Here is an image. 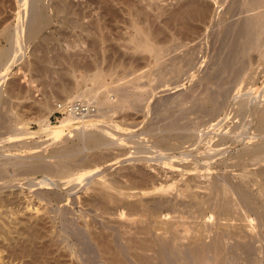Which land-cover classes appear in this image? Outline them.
I'll use <instances>...</instances> for the list:
<instances>
[{"label": "rangeland", "instance_id": "rangeland-1", "mask_svg": "<svg viewBox=\"0 0 264 264\" xmlns=\"http://www.w3.org/2000/svg\"><path fill=\"white\" fill-rule=\"evenodd\" d=\"M112 1L38 2L49 25L43 37L25 36L21 60L0 81V171L9 183L0 189V204L6 205L0 224L12 231L10 240L0 236V264H264V158L249 157L264 147V126L254 113L264 108V58L255 54L247 65L250 56L230 55L241 36L247 39L243 23L259 13L248 8L253 0ZM30 4L0 0V32L23 24ZM183 7L192 12L187 24L175 20ZM124 9L140 11L155 42L172 46L162 58L165 67L155 66L149 54L123 49L131 32ZM67 15L102 28L108 41L94 45L66 24ZM171 21L183 33L182 46L168 41L176 30ZM98 56L108 69L126 66L105 78L107 86H94L78 72ZM230 58L238 63L221 80L229 83L225 103L221 99L224 104L211 112L200 109L198 100L216 89H207V82ZM92 87L97 102L113 103L101 113L93 98L94 115L62 127L69 115L55 119L56 105L72 103ZM253 91L260 93L259 106L243 114L235 103L251 100ZM117 94H126L131 106L118 108ZM46 118L53 130L63 131L58 140L41 131ZM91 132L107 134L108 143L89 144ZM63 167L70 175L61 174ZM28 229L40 240L17 234Z\"/></svg>", "mask_w": 264, "mask_h": 264}, {"label": "bare ground", "instance_id": "bare-ground-1", "mask_svg": "<svg viewBox=\"0 0 264 264\" xmlns=\"http://www.w3.org/2000/svg\"><path fill=\"white\" fill-rule=\"evenodd\" d=\"M114 1V0H113ZM112 1V2H113ZM191 1H193V0H191ZM197 1V0H196ZM29 2H31V4L30 5H32V12H31V16L30 17H27L26 18V21L23 23V24H19L18 25V27L16 26L15 27V29L13 28V30H11L12 28H6V29H3V31L2 32H0V81H2V79L5 77V74H4V72H7L10 68H12V67H14V66H16V65H18V62L21 60V57H20V52H21V50L23 49V46H24V40H26L27 39V37H26V39H25V36H28L30 39H32V38H38V37H43V30H44V28L46 27V25H49V18L47 17V16H45V14L43 13L44 12V10H41V8H39V7H37V3L38 2H41V0H32V1H30L29 0ZM128 2V1H127ZM150 2V1H149ZM187 3H188V1H187ZM186 2H185V4H187ZM194 3V2H193ZM242 3V2H241ZM250 3V2H249ZM121 4H122V2H121ZM191 4V3H190ZM195 4V3H194ZM205 4H206V2H205ZM204 4V5H205ZM38 5H39V3H38ZM59 5V4H58ZM148 5H150V7H151V4H148ZM158 5V4H157ZM193 5V4H192ZM195 5H197V4H195ZM246 5V4H245ZM57 7V6H56ZM145 7H147V5L145 6ZM181 7V6H180ZM192 7V6H191ZM194 7V6H193ZM192 7V8H193ZM196 7V6H195ZM202 7V6H201ZM125 8V7H124ZM127 8V7H126ZM130 8V7H129ZM187 8H188V5H187ZM187 8H185V7H183V9L182 10H180L179 12H176L177 14L175 15V20H177V23H180V24H182V23H185L186 21L185 20H188V18L191 16V13L192 12H190V10L188 11V9ZM189 8H190V6H189ZM192 8H190V9H192ZM198 8V7H197ZM206 8V7H205ZM248 8L249 9H251V11H256V14H257V12L259 11V13L257 14V15H255V16H251V18H249L247 21H246V23L244 24L243 23V25H245L244 27L246 28V30H245V33H243V34H245V36H243L244 38L243 39H245L246 37H247V39L246 40H243V41H241L242 40V36H241V40H237V44H235V42H234V44L236 45V46H234V51H232V50H230V55L234 52V55H236L235 53L237 52L239 55H242V59H243V56L245 57L246 55V57H248V56H250L249 57V59H248V61H249V63L247 64V65H249L250 63H252L253 61H254V56H255V54H261L262 56L261 57H263L264 58V0H253L252 1V3H250L249 4V6H248ZM145 9V8H144ZM143 9V10H144ZM155 9V8H154ZM199 9V8H198ZM197 9V10H198ZM202 9V8H201ZM207 9V8H206ZM206 9H204L205 10V12H206ZM63 10V9H62ZM125 10V9H124ZM141 10V9H140ZM248 10V9H247ZM64 11H65V9H64ZM64 11H63V13H64ZM127 10H125V12H124V14H125V16L127 17V20H129V25H130V28H131V32H130V35L128 36L129 38L128 39H126V40H124V43L125 44H123L124 46H123V49H125V51L126 50H130V51H132L133 53H136V54H138V53H146V54H149L151 57H152V59H153V62H154V64H155V66H157V67H160L161 65H163L162 64V58H164L163 56H165V55H167L168 56V54L169 53H171L172 52V46H168V47H166V46H159V44H157V43H159V42H155V34L156 33H154L153 31H151V29H150V27L149 26H147V25H143L142 24V22H141V20H140V11L139 12H133V10L132 11H129V12H126ZM136 11V10H135ZM142 11V10H141ZM193 11V10H192ZM200 11H203V10H200ZM123 12V11H122ZM162 12V11H161ZM199 12V11H198ZM204 12V11H203ZM43 13V14H42ZM195 13V12H194ZM161 14V13H160ZM199 14V13H198ZM206 14V13H205ZM100 15V14H99ZM150 15V14H149ZM204 15V14H203ZM195 16H196V14H195ZM194 16V17H195ZM125 17V18H126ZM193 17V16H192ZM21 18V17H20ZM29 18V19H28ZM124 18V20H126ZM154 18V17H153ZM199 18H201V17H199ZM118 19V18H117ZM25 20V19H24ZM81 20V19H80ZM80 20H78V21H76V22H74V20H73V18L69 15H67V17H66V19H65V22H66V24L67 23H69V24H73L74 26H76V28L77 29H79L81 32H82V35H84V38L85 37H87V38H89V39H91L92 40V42H93V44L94 45H103V44H105L107 41H108V39H107V37L105 36V34H104V32L105 31H102V28H100V27H98V29L96 28L97 26L96 25H93V27H92V29H90L89 27H87L85 24H84V22H82V21H80ZM100 20V19H99ZM175 20H173V21H175ZM203 20V19H202ZM150 21H152V20H150ZM185 21V22H184ZM125 22V21H124ZM127 22V21H126ZM153 22V21H152ZM168 22V21H167ZM172 22V21H171ZM182 22V23H181ZM191 22V21H190ZM19 23H20V20H19ZM173 23L174 22H172V26H174L175 28H176V30H173V32H171L170 33V37H168V38H170V40H168V41H171V43L172 44H174V46H178V45H184V43H182V41L180 40V37H179V35H182V34H179L180 32H177V30H179L180 28H178V24L175 26V25H173ZM93 24V23H92ZM126 24V23H125ZM150 24V23H149ZM171 24V23H170ZM175 24H176V22H175ZM185 24H187V23H185ZM99 25V24H98ZM184 25V24H183ZM189 25V24H188ZM187 26V25H186ZM94 27H95V29H94ZM174 27H172V29L174 28ZM181 27V26H180ZM243 27V26H242ZM241 27V28H242ZM244 27H243V29H244ZM100 28V29H99ZM168 28V27H167ZM243 29H240V30H242V32H243ZM78 30V31H79ZM186 30V29H185ZM192 30V29H191ZM176 31V32H175ZM159 32V31H158ZM184 32V31H183ZM186 32H187V30H186ZM241 32V31H240ZM240 32H238V33H240ZM242 32H241V34H242ZM106 33V32H105ZM188 33V32H187ZM189 33H190V31H189ZM240 34V35H241ZM163 35V34H162ZM185 35V34H184ZM232 35V34H231ZM234 35V34H233ZM167 36V35H166ZM169 36V35H168ZM188 36V35H187ZM239 36V35H238ZM159 37V36H158ZM233 37V36H232ZM28 38V40H30ZM157 38V37H156ZM164 38V37H163ZM240 38V37H239ZM158 39V38H157ZM237 39V38H236ZM27 41V40H26ZM126 41V42H125ZM165 41V40H164ZM28 42V41H27ZM167 42V41H166ZM165 42V43H166ZM230 42V41H229ZM3 43H5L6 45H4L3 46ZM186 46V45H185ZM187 46H188V44H187ZM99 47V46H98ZM97 47V48H98ZM121 47H122V44H121ZM187 48V47H186ZM181 49V48H180ZM179 50V49H178ZM66 51V50H65ZM98 51V50H97ZM101 51V50H100ZM177 51V50H176ZM232 52V53H231ZM64 53V52H63ZM167 53V54H166ZM237 54V55H238ZM91 55V54H90ZM99 55V54H98ZM237 55H236V57H237ZM104 56V55H103ZM177 56V55H176ZM258 56H260V55H258ZM258 56H256V57H258ZM235 57V58H236ZM94 58V57H93ZM176 58V57H175ZM190 58L191 57H189V58H187V59H185V62H187L188 64H189V66L188 67H190L191 66V60H190ZM232 58V57H231ZM230 58V59H231ZM241 58V56H239V59ZM260 58V57H259ZM179 59V58H178ZM178 59H177V61H178ZM234 59V58H233ZM236 59H238V58H236ZM239 59H238V61H239ZM256 59V58H255ZM261 59V58H260ZM95 61L93 62V64L92 65H90V66H84V69H80V70H78V72L79 73H82L83 75V80L84 81H90V82H92L93 84H94V86H98V85H101V86H103L105 83V78L107 77V76H109V75H112L113 73H115L119 68H122V69H124L126 66L125 65H120V64H118L117 66H115V65H113V66H110L109 67V69L108 68H106V66H103V63H104V59H102V61L100 62V59H99V56H98V59L96 60V57H95V59H94ZM180 60V59H179ZM262 60V59H261ZM171 62V61H170ZM174 62V61H173ZM240 62H242V61H240ZM255 62H257V61H255ZM115 63V62H114ZM186 63V64H187ZM233 63V64H232ZM237 63L238 62H234V60H230V61H228V63L226 64V63H222L223 65L221 66V67H219L218 69H217V71H216V75L214 74V76H215V80H212L213 81V83H211L210 81H209V79L208 78H211V77H208V78H206V80H208L209 81V85H208V82H207V86H209V87H207V89H213L214 90V86H215V88L217 89H215L214 90V92H212L213 94H211V95H208V96H206L205 95V97H202V99H199L198 100V102H199V106H200V109H203V108H205V109H207V111L209 110L210 112H211V110L213 111V110H215V109H219L218 107L220 106H222V104H224L225 102L224 101H226V100H224V99H226L225 97L227 96L225 93L228 91V89H227V91L225 92V90H224V87L225 86H229V85H226V84H229L228 82L225 84L224 83V85L223 84H221V80H223V77H225L226 76V74H230L231 72L229 71V70H232V69H229V66H231V68H232V66L234 67L235 65H237ZM260 63V62H259ZM175 64V63H174ZM167 65V64H166ZM255 65V64H254ZM259 65V64H258ZM122 66H125V67H122ZM164 67H165V65H163ZM219 66V65H218ZM242 66V65H241ZM252 66V65H251ZM83 67V66H82ZM176 67H178V66H176ZM175 67V68H176ZM180 67V66H179ZM107 70H106V69ZM182 68V67H181ZM251 68V67H250ZM73 69V68H72ZM235 69H237V68H234V70ZM253 69H254V66H253ZM252 69V70H253ZM126 70V69H125ZM175 70H177V69H175ZM174 70V71H175ZM179 70V71H178ZM177 70V73L178 74H180L181 72H180V69H178ZM214 70V69H213ZM159 71V70H158ZM164 71V70H163ZM166 71H167V69H166ZM174 71H172V72H174ZM245 71H247V70H245ZM169 72V71H168ZM180 72V73H179ZM214 72V71H213ZM234 72V71H233ZM242 72V71H241ZM249 72V71H248ZM251 72H253V71H251ZM182 73H183V71H182ZM244 74H245V72H243ZM243 73H242V75H243ZM86 74L88 75V74H90V75H88V76H86ZM163 74H165V73H163ZM173 74H176L175 72L173 73ZM236 74V73H235ZM170 75H172V74H170ZM237 75H238V73H237ZM229 76V75H228ZM231 76V75H230ZM240 76V75H239ZM238 76V77H239ZM111 77V76H110ZM138 79V78H137ZM136 79V80H137ZM143 79V78H142ZM213 79V78H212ZM225 79V78H224ZM139 80V79H138ZM137 80V81H138ZM237 80V79H236ZM215 81V82H214ZM224 81V80H223ZM79 83V82H78ZM77 83V84H78ZM223 83V82H222ZM116 84V83H115ZM115 84H114V86H115ZM232 84V83H231ZM106 85V84H105ZM221 85V86H220ZM107 86V85H106ZM105 86V87H106ZM210 86H213V88L212 87H210ZM217 86V87H216ZM93 88V87H92ZM87 89V91H85V92H83L82 94H80V95H77V96H75V97H73L72 99V101L71 102H73V101H81V100H87L89 103H91V101H92V99L93 98H95L96 96H97V94L96 95H94L95 94V91H94V88L93 89ZM96 88V87H95ZM112 88H114V87H112ZM125 88V87H124ZM226 88V87H225ZM117 89V87L114 89V90H116ZM118 90V89H117ZM120 90V89H119ZM119 90H118V92H119ZM209 90V91H210ZM212 90V91H213ZM0 91H1V88H0ZM207 91V90H206ZM116 93H117V91H115ZM122 92V91H121ZM120 92V93H121ZM123 93V92H122ZM126 93V92H125ZM128 94V93H127ZM209 94V93H208ZM227 94H229V93H227ZM260 93H259V91H253V93H251V100L250 99H243V98H239V100L237 99V102L235 103V106H237V108H238V110L240 111V112H242V111H249V112H252L254 109H256L259 105L257 104L258 103V101H259V99H261L260 97V95H259ZM119 94H117L116 95V103H117V107L119 108V107H126V106H129L130 105V103H131V101H130V98L125 94H123V95H119ZM129 95V94H128ZM248 95V94H247ZM246 95V96H247ZM127 96V97H126ZM118 97L120 98L119 100H118V102H117V99H118ZM224 97V99H222ZM107 99V98H106ZM106 99H105V101H106ZM223 100L222 102H224V103H222L220 100ZM132 100V99H131ZM138 100V99H137ZM95 101L97 102V98H95ZM95 101H93V105H95L94 103H95ZM104 100H100L99 102H97L96 103V109H99V111L102 113V111L104 110V108H105V111H106V104L108 103V101H109V103H110V100L108 99L106 102H105ZM113 101V100H112ZM264 101V100H263ZM114 102V103H115ZM133 102V101H132ZM138 102V101H137ZM111 103H113V102H111ZM110 103V104H111ZM115 103V104H116ZM253 103V104H252ZM197 105V104H196ZM253 105V106H252ZM258 105V106H257ZM131 106V105H130ZM115 108H116V106H114ZM197 107V106H196ZM264 107V106H263ZM195 108V107H194ZM205 109H203V110H205ZM257 110H258V112H259V109L257 108ZM256 110V111H257ZM206 111V110H205ZM220 111V110H219ZM254 112V113H256V114H258V120H257V122H259L260 124H263V126H264V108H262V110L260 109V112L259 113H257V112ZM98 112V111H97ZM104 112V111H103ZM99 113V112H98ZM105 113V112H104ZM243 113V112H242ZM100 114V113H99ZM98 114V115H99ZM244 114V113H243ZM248 114V113H247ZM69 115V117L68 118H64L62 121H61V123H62V127H66L67 125H69L71 122H74V121H76V119H78V118H82V119H85L86 117H89V116H85V117H76V116H74V115H72V114H68ZM253 114H251V116H252ZM1 116H4L3 114L1 115ZM90 116H92V115H90ZM102 116V115H101ZM253 116H255V115H253ZM256 117V116H255ZM3 119H4V117H2ZM164 118V117H163ZM3 119H0V127H2L3 125H4V120ZM1 120H3V122H1ZM254 122V121H253ZM259 123H256L257 124V126H258V124ZM41 131L42 132H47V131H51L50 133H53V135H54V133L56 134V136L57 137H54L55 138V140H56V138H57V140L59 139V137L60 136H62L61 134L63 133V131L62 130H53L52 128H51V125H50V123H49V120H48V118H46L45 120H43L42 121V119H41ZM246 123H244L243 122V125L246 127V125H245ZM254 124V123H253ZM261 127H263L262 125H260ZM102 127V126H101ZM61 128V127H60ZM96 128V127H95ZM104 128V127H103ZM109 128V127H108ZM239 128V127H238ZM22 130V129H21ZM53 130V131H52ZM104 131H105V129H104ZM94 132V131H93ZM96 132H99V131H96ZM92 133V132H91ZM104 132H102L101 134H103ZM106 133V132H105ZM105 133H104V135H105ZM100 134V135H101ZM89 135V138H88V136H87V139H88V142H89V144H93V145H95V146H103V145H106L108 142L105 140L106 138H107V134H106V137L104 138V137H102V135L101 136H98V135H95L94 133H92V134H88ZM22 136V135H21ZM55 136V135H54ZM19 137H20V135H19ZM232 137V136H231ZM15 138H18V137H16V135H15ZM165 138V137H164ZM20 141L22 140V139H19ZM18 140V141H19ZM264 141V140H263ZM80 142V141H79ZM227 142V141H226ZM262 142V141H261ZM81 143H82V140H81ZM84 143V142H83ZM207 144V143H206ZM227 147V146H226ZM108 148V147H107ZM205 148V147H204ZM220 149V148H219ZM69 150H70V148H67V149H65L64 150V152L63 153H65L66 155H68V153H66L65 151H68L69 152ZM216 150H218V148L217 149H215V151ZM223 151V150H222ZM71 152V151H70ZM203 152H205V151H203ZM219 152H221V151H219ZM62 153V154H63ZM141 153V152H140ZM214 153V152H213ZM70 154V153H69ZM215 154V153H214ZM217 154V153H216ZM73 155V154H72ZM71 155V156H72ZM218 155V154H217ZM248 155H249V153H248ZM249 157H250V159H252L254 162H257V161H259V160H261V159H263L264 158V147H262V145H261V147L259 148H257V149H255V150H253L252 152H250V155H249ZM69 159H70V157H68ZM75 158V157H74ZM68 159V160H69ZM251 160V161H252ZM262 161V160H261ZM68 162V161H67ZM66 162V163H67ZM6 163V162H5ZM10 163V162H9ZM68 164V163H67ZM71 165V164H70ZM67 166V165H66ZM101 168V167H100ZM110 168V167H109ZM7 169V168H6ZM59 169V168H58ZM62 172H61V174H64V175H70V174H68V171L69 170H67V168H65V167H63V170H61ZM101 171V170H100ZM103 171V170H102ZM3 172L2 171H0V189H2V188H5V187H7L8 185H9V183H7V182H4L3 181V177H2V174ZM60 174V173H59ZM28 175V174H27ZM24 176V175H23ZM61 176V175H60ZM43 179V178H42ZM44 180L45 179H43V181H41V179H40V182L42 183V182H44ZM47 180V179H46ZM45 180V181H46ZM33 182V181H32ZM35 183V182H34ZM37 183V182H36ZM45 183V182H44ZM44 183H42V184H44ZM49 185V184H48ZM47 185V186H48ZM50 185H52V184H50ZM54 186V185H53ZM132 189V188H131ZM163 190L164 188H160V190ZM157 191L159 190L158 188L156 189ZM159 190V191H160ZM144 194H145V192H144ZM11 203V202H10ZM2 204H3V202H2ZM2 204H0V209H2V208H5V206L6 205H2ZM6 212V211H5ZM3 223V222H2ZM38 223H40V222H38ZM19 224V223H18ZM31 224V223H30ZM41 224V223H40ZM4 225V224H3ZM29 225V224H28ZM0 236L2 235V237L4 236H6L5 237V239L6 240H10V238H9V235L12 233V231H10L9 229L6 231V230H4V227L2 226V224H0ZM4 226H6V225H4ZM8 226V225H7ZM36 225H34V227H35ZM3 227V228H2ZM25 227V229H26V226H23L22 228H24ZM28 227V226H27ZM37 227V226H36ZM2 228V229H1ZM31 228H33V225L31 226ZM37 228H39V227H37ZM21 229V228H20ZM19 229V230H20ZM35 230H36V228H34ZM34 229H32L33 231H29V229H28V231H18V235H19V237L21 236H24L25 234L27 235V236H31V237H33L32 235H38L39 237L37 238L38 239V241L40 240V234L38 233V232H35L34 231ZM40 229V228H39ZM39 229H37V230H39ZM23 230V229H22ZM16 232V231H15ZM41 233V232H40ZM42 235V234H41ZM26 237V236H25ZM35 237V236H34ZM42 237V236H41ZM44 237V236H43ZM27 238V237H26ZM28 239V238H27ZM32 239V238H31ZM33 239H35L36 240V238H33ZM30 240V239H29ZM28 241V240H27ZM46 241V240H45ZM50 241V240H49ZM29 242V241H28ZM11 243V242H10ZM45 244V243H44ZM30 246V245H29ZM34 246H35V243H34ZM88 246V245H87ZM31 247V246H30ZM33 247V246H32ZM31 247V248H32ZM39 248V247H38ZM22 249V248H21ZM26 251H28V252H31V249H29V248H24ZM33 250V249H32ZM34 250H35V248H34ZM164 250H165V248H164ZM163 251V250H162ZM23 252H24V250H23ZM28 252H27V254H28ZM33 252V251H32ZM167 252V251H166ZM165 252V253H166ZM16 253V252H15ZM13 254V253H12ZM163 254V253H162ZM14 255V254H13ZM12 255V256H13ZM20 255V254H19ZM31 255H33V253L31 254ZM31 255H30V257H31ZM163 255H165V254H163ZM247 255V254H246ZM8 256V255H7ZM15 256V255H14ZM13 256V257H14ZM33 256H35V253H34V255ZM96 256V255H95ZM103 256V255H102ZM166 256H167V253H166ZM169 256V255H168ZM16 258V257H15ZM164 258V257H163ZM168 258V257H167ZM20 259V258H19ZM165 259V258H164ZM169 259H171L170 257H169ZM247 259H248V257H247ZM56 260V259H55ZM163 260V259H162ZM23 261V260H22ZM165 261H167V259H165ZM164 262V261H163ZM168 262V261H167ZM32 263V262H31ZM41 264V263H40ZM174 264V263H173Z\"/></svg>", "mask_w": 264, "mask_h": 264}, {"label": "built area", "instance_id": "built-area-1", "mask_svg": "<svg viewBox=\"0 0 264 264\" xmlns=\"http://www.w3.org/2000/svg\"><path fill=\"white\" fill-rule=\"evenodd\" d=\"M95 107L86 101H76L72 103H58L54 112L55 119L63 117L67 114H72L76 117H85L94 115Z\"/></svg>", "mask_w": 264, "mask_h": 264}]
</instances>
